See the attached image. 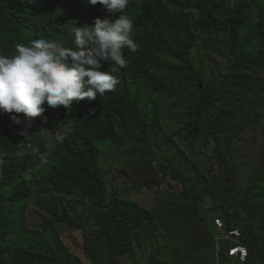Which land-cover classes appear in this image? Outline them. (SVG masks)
I'll return each mask as SVG.
<instances>
[{"label":"rangeland","instance_id":"obj_1","mask_svg":"<svg viewBox=\"0 0 264 264\" xmlns=\"http://www.w3.org/2000/svg\"><path fill=\"white\" fill-rule=\"evenodd\" d=\"M140 6V0H131L124 14L133 20ZM233 7L229 2L227 11L215 14L217 29L197 36L192 54L197 78L187 72H154L180 98L155 99L147 84L134 91L147 126L141 130L131 117L115 121L121 144L105 150L101 159L107 182L103 197H56L38 184L44 182L24 179L31 199L7 204L14 232L11 264H222L224 241L218 238L225 234L212 226L219 216L230 227L251 233L250 264H264V127L255 122L264 104V69L249 71L240 64L261 6L259 0L251 5L236 48L227 34ZM194 80L216 103L200 117L197 139L181 131L190 117L183 105L193 108L200 98ZM221 108L240 119L232 131L213 140L207 133ZM22 120L51 150L55 138L41 132L39 118ZM235 131L244 132L237 144ZM45 221L53 224L46 228Z\"/></svg>","mask_w":264,"mask_h":264},{"label":"trees","instance_id":"obj_2","mask_svg":"<svg viewBox=\"0 0 264 264\" xmlns=\"http://www.w3.org/2000/svg\"><path fill=\"white\" fill-rule=\"evenodd\" d=\"M257 1L205 0L200 3L199 0H140V10L133 19V38L139 50L124 49L127 68L112 72L120 81L116 90L95 101H74L71 112L64 107L57 110L49 108L39 117L42 128L55 138L51 150H46L39 143L35 131L22 120V114L19 118L23 122L16 124L12 114L0 111V160L4 162L0 165V199L3 201L0 207V264H11L13 257L10 237L14 232L7 204L28 202L32 196V189L27 187L24 179L44 182L40 184L37 181L56 197H70L75 193L103 197L107 192V182L101 159L105 150L116 149L121 144L115 121L131 117L136 119L141 130L147 126L139 112V101L134 98V91L147 84L155 99L170 95L177 97L165 81L155 77L154 72H187L196 77L192 54L197 36L206 29H217L215 14L220 10L227 11L226 4L231 2L234 7L233 12L228 14L227 34L236 48L240 31L245 27V17ZM259 4L257 19L250 24L254 30L247 42L248 51L240 58V64L249 71L264 69V0H259ZM179 10L181 14L173 13ZM121 15L120 12L109 13L103 5L93 6L90 0H0V55L12 57L16 54L18 43L29 46L35 39H48L61 46L75 48L72 28L94 26L97 18L115 21ZM254 46L256 51L252 52ZM101 63V71L111 73L112 62L102 59ZM237 80L241 84V80ZM194 82L200 98L193 108L183 105L190 117L181 131L197 139L200 137V117L207 111H213L216 103L203 90L200 81ZM146 108L149 109L148 106ZM257 111L255 122L264 127V104ZM70 114L74 117L71 118ZM238 119L240 116L236 112L225 108L217 110L207 137L217 140L222 134L232 131ZM25 130L30 134L27 137L20 134ZM235 132L232 141L237 144L244 140V132ZM57 133L62 135V142L57 139ZM33 147H38L40 151L36 152ZM40 155H46L49 163L38 169ZM260 172L264 173V147ZM5 190H9V194L1 196ZM227 218L230 219L229 215ZM214 220L212 226L217 232ZM227 223L231 228L230 222ZM52 224L45 221L46 228ZM242 234V242L250 254L247 264H250L251 252L254 253L255 248L253 238L250 232ZM230 245L229 241L222 243V264L228 262L226 251Z\"/></svg>","mask_w":264,"mask_h":264},{"label":"clouds","instance_id":"obj_3","mask_svg":"<svg viewBox=\"0 0 264 264\" xmlns=\"http://www.w3.org/2000/svg\"><path fill=\"white\" fill-rule=\"evenodd\" d=\"M90 2L93 6H105L109 13L123 14L115 21L97 18L94 26L72 28L75 48L35 39L29 46L18 43L12 57L0 55V111L12 114L14 123L23 122L21 114L29 122L34 121L49 108L64 107L71 112L74 101H95L116 90L120 81L112 72L127 68L124 49L139 50L133 38L134 22L124 14L131 0ZM102 59L112 62L111 73L101 71ZM20 134L30 135L27 130ZM57 139L62 142L60 133ZM39 160L38 169L49 163L44 155ZM3 163L0 160V165Z\"/></svg>","mask_w":264,"mask_h":264},{"label":"built area","instance_id":"obj_4","mask_svg":"<svg viewBox=\"0 0 264 264\" xmlns=\"http://www.w3.org/2000/svg\"><path fill=\"white\" fill-rule=\"evenodd\" d=\"M214 221L217 233L225 234L222 238H218V241L220 239L222 242H231L226 251L227 264H247L250 254L248 247L242 242V231L239 228H228L222 217H217Z\"/></svg>","mask_w":264,"mask_h":264}]
</instances>
